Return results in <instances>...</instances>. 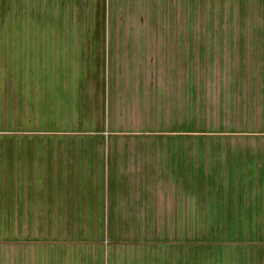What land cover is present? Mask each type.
Returning <instances> with one entry per match:
<instances>
[{"label": "crops", "instance_id": "obj_1", "mask_svg": "<svg viewBox=\"0 0 264 264\" xmlns=\"http://www.w3.org/2000/svg\"><path fill=\"white\" fill-rule=\"evenodd\" d=\"M191 6L186 14L194 15ZM216 9L219 19L205 26L218 30L211 39L264 37V0H220ZM234 10L242 14H232ZM151 12L150 23L142 25V39L154 40L151 52L159 64L153 65L157 58L148 53L145 69L162 76L164 27L161 14L157 18ZM45 25L46 53L49 39L65 38L54 35L58 25L49 26L50 34ZM193 28L188 15L187 21L176 22L170 38V75L178 77L173 86L181 91L173 101L187 105L194 101L189 75L195 70L188 68L189 53L195 51ZM220 50L209 49L216 56ZM184 59L186 66L179 67ZM45 60L43 55L46 76L60 72L46 68ZM230 71L238 72L237 79L264 76V70L256 69H203L204 77H224L217 88L203 86L204 123L217 126L202 130H196L193 117L171 119L173 128L165 132L89 128L87 122L85 129L0 132L49 140L41 148L22 151L26 155L15 150L0 159V264H264V131L241 128L237 119H226L232 128L220 121L224 105L219 102L228 90ZM262 82L254 88L264 93ZM247 85L243 88L252 89ZM251 109L254 115L256 108ZM256 115L257 120L246 123L261 120ZM164 135L175 142L166 154L117 142ZM195 138L209 142L197 148Z\"/></svg>", "mask_w": 264, "mask_h": 264}, {"label": "rangeland", "instance_id": "obj_2", "mask_svg": "<svg viewBox=\"0 0 264 264\" xmlns=\"http://www.w3.org/2000/svg\"><path fill=\"white\" fill-rule=\"evenodd\" d=\"M219 1L0 0V132L58 127L85 129L87 123L91 125L89 128L165 132L173 128L171 119L180 121L193 117L196 130L217 126L204 123L202 91L203 86H211V90L217 88L216 85H221L217 81L224 76L204 77L203 69L240 68L244 72L256 69L260 73L264 70V37L211 39L218 36V30H209L205 26L210 20L216 22L219 19L216 11ZM187 5H194V15L186 14ZM151 10L157 18L161 14L164 27L162 66L165 72L162 76L149 75L145 69L149 67L148 53L157 58L153 65L158 67L159 64L156 52H151L154 40L142 39V25L150 23ZM232 14L242 13L234 10ZM188 15L190 25L194 20L195 26L191 29L195 51L194 55L189 53L188 59V68L193 67L195 72L189 75V80L193 79L189 93L193 85L195 88L192 90L194 101L187 105L181 99L173 101V95L181 91L173 86L178 77L170 75L173 63L170 38L176 22L187 21ZM46 23L49 34V26L61 27L54 35L59 34L65 39H49L51 46L47 48L50 52L45 53L43 31ZM238 23L242 25L241 18ZM220 36L225 34L222 32ZM206 38L210 39L206 41ZM214 46L220 47L221 54L216 56L209 51ZM43 55L48 60H45L46 68H60V72L52 71L46 76ZM185 61L180 60L179 67L186 66ZM234 75L238 72L230 71V80L226 81L228 90L221 95L219 105H224V119L220 121L224 120L226 127L232 128V120L237 119V126L241 128L264 131V93L254 88L263 83L264 76L247 74L237 79ZM250 79L255 82L248 83ZM247 84H252V89H245ZM243 97L248 101H243L241 106ZM251 108H256L254 115ZM257 112L261 120L246 123L257 120ZM49 120L66 123H45ZM79 122L87 123L76 124ZM46 141L49 140L40 136L0 135V159L15 150L26 155L22 151L41 148ZM117 142L126 148L162 149L164 154L175 143L167 135L142 139L124 137ZM194 142L200 148L202 143L209 141L195 138Z\"/></svg>", "mask_w": 264, "mask_h": 264}]
</instances>
